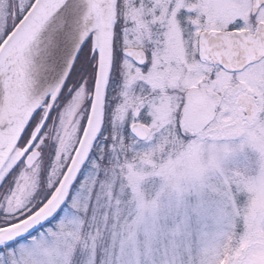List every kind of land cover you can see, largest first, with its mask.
Masks as SVG:
<instances>
[{
  "label": "snow or ice",
  "instance_id": "6c2138e0",
  "mask_svg": "<svg viewBox=\"0 0 264 264\" xmlns=\"http://www.w3.org/2000/svg\"><path fill=\"white\" fill-rule=\"evenodd\" d=\"M261 134L264 0H0V264H264Z\"/></svg>",
  "mask_w": 264,
  "mask_h": 264
},
{
  "label": "rangeland",
  "instance_id": "374dc122",
  "mask_svg": "<svg viewBox=\"0 0 264 264\" xmlns=\"http://www.w3.org/2000/svg\"><path fill=\"white\" fill-rule=\"evenodd\" d=\"M189 120L192 123L195 117L191 118L190 116ZM247 153L253 161V166L252 170L247 174L250 180L245 182V191L252 194L251 199L253 203H264V134L253 135L251 137ZM157 159H160L159 154ZM211 159V155L201 148L185 155L182 160L175 161V163L179 164L182 168L197 170L208 164ZM164 161L165 163H172L168 161L167 153H165ZM240 167L243 168V165ZM236 172L237 168L230 166L227 170H217L215 173L210 174L207 180L209 197L214 195L217 188H223L226 191L230 190L234 196L240 195L241 190L236 186V183L233 181L229 184L228 182ZM143 175L149 176L150 173H144ZM160 192L161 188L158 178L149 180L141 188V194L144 199L149 201L157 198ZM141 236H143L142 232Z\"/></svg>",
  "mask_w": 264,
  "mask_h": 264
},
{
  "label": "flooded vegetation",
  "instance_id": "af4514ba",
  "mask_svg": "<svg viewBox=\"0 0 264 264\" xmlns=\"http://www.w3.org/2000/svg\"><path fill=\"white\" fill-rule=\"evenodd\" d=\"M205 114V106L202 102L196 100L195 98L189 103V117H195L193 120V125H198L203 122Z\"/></svg>",
  "mask_w": 264,
  "mask_h": 264
}]
</instances>
